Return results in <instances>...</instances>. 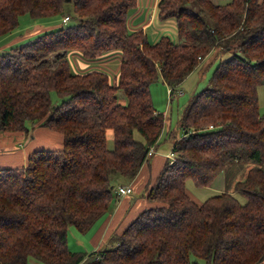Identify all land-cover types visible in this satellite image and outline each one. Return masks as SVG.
Returning a JSON list of instances; mask_svg holds the SVG:
<instances>
[{
    "label": "trees",
    "instance_id": "16d2710c",
    "mask_svg": "<svg viewBox=\"0 0 264 264\" xmlns=\"http://www.w3.org/2000/svg\"><path fill=\"white\" fill-rule=\"evenodd\" d=\"M69 1L77 24L0 54V130L44 125L64 136L62 149H38L26 166L0 168V264H28L30 258L41 264H199L192 257L206 264H264V113L258 95L264 0H160V16L176 20L179 39L163 35L155 43L142 28H129L139 0H0V38L17 29L24 14L70 16ZM215 50L221 59L211 85L193 96L179 119L175 159H167L150 187V205L117 235V246L70 249L69 227L92 229L119 199L116 176L135 178L151 158L150 148L161 142L166 115L156 109L151 85L162 79L176 90L197 69L198 58ZM115 51H121L115 82L102 68L74 72L66 55L91 61ZM109 129L114 148L108 147ZM235 160L254 163L236 193L220 192L201 204L190 197L188 179L211 186Z\"/></svg>",
    "mask_w": 264,
    "mask_h": 264
},
{
    "label": "rangeland",
    "instance_id": "374dc122",
    "mask_svg": "<svg viewBox=\"0 0 264 264\" xmlns=\"http://www.w3.org/2000/svg\"><path fill=\"white\" fill-rule=\"evenodd\" d=\"M231 1V0H230ZM229 1V2H230ZM148 0H143V2L140 4V8L146 9L148 7ZM226 4V3H225ZM139 6H137L138 8ZM148 9H151L148 8ZM158 7V12L156 11L154 13L155 20L153 18L147 19L143 25L142 32L143 35H146L149 38V41L152 43L157 42L163 35L170 36L174 41H178L179 37L177 34V26H176V20L174 18H167L162 19L160 16ZM136 8L131 10V14H134V11ZM66 12L70 14V16L66 15L65 17L55 16V17H49V18H33L30 14H24L20 16V25L17 29L12 31L11 33L7 34L6 36L0 38V42L3 41L8 42L12 40V42L6 46H3L0 48V54H4L11 50L14 47L24 45L28 43L31 40H35L38 36L42 35L44 32L51 31L59 26H72L78 23L80 20L79 16L75 13L74 10V2L69 1L66 5ZM66 17H69V19H66ZM66 19V20H65ZM139 21V20H138ZM150 22V23H149ZM149 23V26L151 27L146 29L147 25ZM136 22L133 20L132 15L128 19V25L130 30H138V26L140 24H136ZM218 50H215L213 54L209 55L206 58L201 60V57L198 58V67L197 69L191 73L183 82L182 85L178 86L176 90H172L169 93L168 86L162 81V79L154 82L151 85V93L152 98L154 101V105L156 109L166 115V129L163 131L160 143L156 149V153L160 152H167L166 156H169L172 153V146L171 142H173V136L176 134V131L179 129L178 122L179 119L183 116L187 106L190 104L191 99L196 93H199L207 86L211 85V77L218 67L220 63V54L217 52ZM66 55L68 59L72 63V70L74 72H84L88 69L92 68H102L109 72L112 78V82L117 81L119 78L120 73V66H121V51H115L113 53H107L103 57L99 56V59L97 60H87L83 57L80 53L75 52H66ZM219 57V58H216ZM227 56L222 57L226 58ZM53 58V56L51 57ZM171 90V89H170ZM258 95H259V110L261 113H264V83L261 84L258 88ZM53 100L54 102H59V97L54 93L53 94ZM119 97L120 101L122 103H126L127 99L123 91H119ZM28 126H31L30 122H27ZM214 125V124H208ZM37 126V125H36ZM35 127V126H34ZM2 133H10L14 134L16 132H10V131H1ZM54 132V131H53ZM60 134V133H55ZM174 134V135H173ZM63 135V134H62ZM181 135V132L180 134ZM135 136L137 139H142V135L136 131ZM64 139V136H63ZM108 147L114 148V131L109 129L108 130ZM53 146H44L45 148L42 149H60L63 147L58 146L57 144H52ZM60 145V144H59ZM50 147V148H48ZM62 149V148H61ZM35 149H32L31 151H34ZM6 154L7 152H0V154ZM154 154V155H155ZM169 158V157H167ZM171 159V158H170ZM242 162V161H239ZM243 164H248L247 162H242ZM6 167H19L18 165L15 166H3L0 168H6ZM234 167L230 170V173H227V176L234 173ZM138 176V175H137ZM135 176V178L137 177ZM223 174H221V177H217V180L213 183L210 187H218L220 186V182H222ZM119 179V183H130L132 184L133 180L135 178H124L121 176H116L115 181ZM128 184V185H130ZM134 187L133 185H131ZM187 189L191 192L196 194V192L200 191H207L205 188L207 187H200L197 186L193 179H188L186 182ZM209 187V186H208ZM145 189V190H144ZM144 189L140 192V194H145V191H149V187ZM212 194H206L205 196L201 197L202 201H205L208 197H210ZM240 201L243 203L246 201V198L242 195L238 196ZM148 199V198H147ZM117 202V201H116ZM116 204V203H115ZM113 209V208H112ZM111 209V210H112ZM92 236V231H88L86 233L80 232L75 226H70L68 229V243L70 249L74 251H86L88 253L93 252L94 245L90 241V237ZM114 244L118 242L117 235L114 234L113 236ZM91 244V245H89ZM117 246V245H116ZM115 245L113 244H104L103 247L99 250L106 249V248H113ZM193 260H199V264H206L201 259H196V257H192ZM28 264H41L39 261H37L34 258H30Z\"/></svg>",
    "mask_w": 264,
    "mask_h": 264
},
{
    "label": "crops",
    "instance_id": "0c3cea01",
    "mask_svg": "<svg viewBox=\"0 0 264 264\" xmlns=\"http://www.w3.org/2000/svg\"><path fill=\"white\" fill-rule=\"evenodd\" d=\"M213 1L220 4H225L230 0ZM142 2L143 0L138 1L139 7H136L134 14H132L133 20L136 22V24H140L138 26L139 28L143 27L144 23L147 22L145 20H149L151 18L155 20L154 13L156 11L158 12L160 0H148V7L146 9L140 8V4ZM150 7L151 9H148ZM149 23L146 27L147 31L151 27V25L149 26ZM3 41L0 42V48L12 42V40L5 43ZM56 132L60 133L44 125H37L35 127L32 126L29 128V131H17L14 134L0 132V152H7L6 154H0V167L15 165H18L19 167L26 166L29 154L33 152L31 151L32 149L38 150L45 148V145L53 146L52 144H57L58 146H61L62 144L64 146L62 133L55 134ZM173 143L174 142H171L172 147ZM167 152L157 153L152 156L148 162L144 163L138 173V176L133 180L132 184L119 183L121 185H133L134 191L133 193L123 197L119 196V199H117L113 209L101 217L94 227L89 230L92 231L90 241L94 245L93 252L101 249L104 244L111 243L113 245H117L118 242L114 244V234L119 235L139 215L140 212L150 205V202L147 199L148 191H145V194L142 195L140 192L145 186L146 188H150L156 181L161 170L163 169L165 162L168 159V156H166ZM239 161L240 160H235L226 164L223 171L218 175V177H221V174H223V180L220 182V184L222 183L220 186H209L205 188L207 191H201L203 190L201 189L200 191L196 192V194L191 193L187 189V193L194 201L199 204L204 202L202 201L201 197L205 196L206 194H212L211 196H213L220 192L236 193L237 182L245 180L250 168L254 166L253 162L242 161L248 163L243 164ZM232 167L235 169V174L233 176L232 174L227 176V173H230Z\"/></svg>",
    "mask_w": 264,
    "mask_h": 264
},
{
    "label": "built area",
    "instance_id": "2783aa9c",
    "mask_svg": "<svg viewBox=\"0 0 264 264\" xmlns=\"http://www.w3.org/2000/svg\"><path fill=\"white\" fill-rule=\"evenodd\" d=\"M66 19H69V17H66ZM169 93H170V90H169ZM208 128L209 129L214 128V125H209ZM185 136H187L186 133L183 134V137H185ZM155 153H156V148L151 147L149 150V153H148V157H152ZM168 157L171 158L172 160L175 159L173 152ZM133 191H134V187H132L131 185H119L117 188V193L120 197H123L125 195H129V194L133 193Z\"/></svg>",
    "mask_w": 264,
    "mask_h": 264
}]
</instances>
